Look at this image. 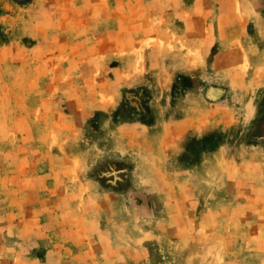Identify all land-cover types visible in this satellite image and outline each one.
I'll list each match as a JSON object with an SVG mask.
<instances>
[{
  "label": "rangeland",
  "instance_id": "1",
  "mask_svg": "<svg viewBox=\"0 0 264 264\" xmlns=\"http://www.w3.org/2000/svg\"><path fill=\"white\" fill-rule=\"evenodd\" d=\"M0 264H264V0H0Z\"/></svg>",
  "mask_w": 264,
  "mask_h": 264
}]
</instances>
